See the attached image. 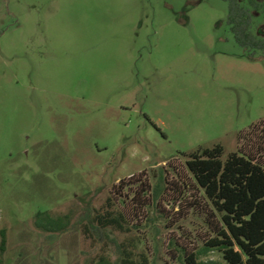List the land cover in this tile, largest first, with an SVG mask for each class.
<instances>
[{
	"label": "rangeland",
	"instance_id": "374dc122",
	"mask_svg": "<svg viewBox=\"0 0 264 264\" xmlns=\"http://www.w3.org/2000/svg\"><path fill=\"white\" fill-rule=\"evenodd\" d=\"M227 15L225 0H0V264H93L104 242L79 218L109 198L130 226L110 236L150 264L225 263L199 251L220 216L186 161L262 146L264 51ZM46 210L70 229L38 230Z\"/></svg>",
	"mask_w": 264,
	"mask_h": 264
},
{
	"label": "trees",
	"instance_id": "16d2710c",
	"mask_svg": "<svg viewBox=\"0 0 264 264\" xmlns=\"http://www.w3.org/2000/svg\"><path fill=\"white\" fill-rule=\"evenodd\" d=\"M228 4L227 22L237 44L247 50L264 51V36L252 30L253 9L264 13V5L257 0H225ZM261 144L258 156L241 149L223 159V147L214 145L188 153L187 167L206 199L220 216V225L213 224V235L199 249L203 254L217 249L222 252L223 264H264V120L260 122ZM239 134H242L240 132ZM157 197V193H154ZM34 226L50 238L70 229V214L53 215L37 211ZM81 232L98 242H104L93 264H150L143 253L136 254L134 239L111 237L110 232L126 233L130 226L124 212L117 210L109 198L104 211L87 208L79 218ZM0 254L6 250V231L0 232ZM114 247L112 258L104 246ZM138 256L139 259L135 257ZM198 254H191L190 264H196ZM208 264H214L212 262Z\"/></svg>",
	"mask_w": 264,
	"mask_h": 264
}]
</instances>
